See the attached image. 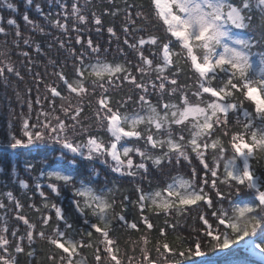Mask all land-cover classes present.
<instances>
[{
    "label": "snow or ice",
    "instance_id": "6c2138e0",
    "mask_svg": "<svg viewBox=\"0 0 264 264\" xmlns=\"http://www.w3.org/2000/svg\"><path fill=\"white\" fill-rule=\"evenodd\" d=\"M55 2L60 11L54 18L39 3L35 9L68 37L67 43L75 32V44L82 50L70 48L71 71L62 64L52 73L55 81L45 84L49 110L41 108L35 122L23 118L19 134L9 123L3 149L13 154L43 151V163L53 160V165L40 169V176L57 198L71 191L72 216L84 227H77L64 208L49 205L45 185L38 183L43 207L55 210L54 218L41 213L38 230L9 191L14 209L0 201L5 210L0 216V264H20L21 256L28 258V264H41L33 259L37 240L49 245L47 264H86L79 258L85 248L93 250L94 264H264V23L259 25L260 37L254 35L256 13L264 21V0H151L150 12L128 0H123L122 8L116 0H107L109 6L99 14L89 9L92 0L83 5L80 0ZM25 3L32 6L34 0ZM6 6L19 11L13 3ZM121 14L123 44L135 52V62L107 59L103 54L107 48L102 50L80 34L81 25L94 23L99 33L102 17ZM22 20L33 32H45L27 11ZM153 20L163 27L164 37L149 30L155 27ZM6 23L14 29L16 48L20 41L31 46V36H23L16 19ZM106 30L120 39L113 26ZM0 36L5 37L0 78L7 86L6 73L20 80L23 76L10 59L3 17ZM56 42L61 49L66 47L65 40L57 37ZM35 51H42L39 43ZM18 54L32 63L29 51ZM49 63L57 66L56 61ZM185 66L193 84L180 83ZM125 85L134 94L114 100L113 94ZM93 101L96 132L83 119ZM129 104L138 109L129 111ZM28 109L31 113V102ZM96 161L120 177L148 178L150 168L164 175L166 167L181 165H187L190 173L149 191L137 184L136 199L124 195L117 205L113 189L106 192L92 186L93 177L100 175L91 167ZM33 168L26 160V171ZM19 183L28 188L24 180ZM193 210L201 227L193 229L194 238H185L178 232L179 218ZM12 211L17 226L10 227ZM160 216L164 224L157 229L154 219ZM53 222L51 231H46ZM19 223L25 226L23 232ZM121 231L130 237L139 234L129 241L131 254L121 248L117 235ZM170 231L176 233L172 240Z\"/></svg>",
    "mask_w": 264,
    "mask_h": 264
},
{
    "label": "trees",
    "instance_id": "16d2710c",
    "mask_svg": "<svg viewBox=\"0 0 264 264\" xmlns=\"http://www.w3.org/2000/svg\"><path fill=\"white\" fill-rule=\"evenodd\" d=\"M6 2L15 4L19 11L13 12L8 9ZM67 3H71L72 0H65ZM117 4L122 8L123 0H116ZM129 3H135L136 5L143 6L145 11H151V0H128ZM35 3H39L44 9L45 13L51 12L53 18L56 13L60 11L55 0H34L32 6H28L25 3V0H0V17H3V25L8 29L9 36L7 37L8 47L11 51L10 59L14 62L15 66L21 72L23 80L15 77L14 75H8L7 86H5V81L3 78H0V201L4 202L8 208L14 209V204L8 201L7 193L11 191L15 199L19 200L21 204L24 205L22 212L27 217L30 218L32 223L37 224L38 230L40 229V216L41 213L44 215H51L54 218L55 210L50 207L45 209L43 207L44 201L39 195V190L36 189V185L42 184L45 185L44 191L49 197L48 203H56L58 206L64 208L70 219L77 227H84L82 220H77L72 216V205L71 199L72 194L70 190H65L60 198L55 197L51 192L46 188V180L44 177L40 176V169L47 168L50 165L54 164V161L51 159L47 160V164L43 163L45 160L46 154L41 152L33 151L31 154H28L22 150L21 154H13L11 150H4L3 145L7 141V134L9 131L8 125L11 123L13 125V131L19 134L20 125L23 118L30 117V122H35L37 113L40 112L41 108L44 110H49V104L45 100V96L48 95L45 90V84L52 83L55 81V76L52 75L54 71L60 65H66L65 71H71L72 56L70 55L69 49L74 48L76 51H81V45L75 44V35L76 33H70L72 40L71 43H67L68 37L62 34L59 30L51 27L47 21L44 20L42 16L36 11ZM81 5L84 4V0H80ZM107 0H92V4L89 6L90 10L96 11L98 14L103 10L104 7H108ZM27 11L30 18L35 20L38 24L45 28L43 34L39 32H33L31 26L26 25L22 20L23 13ZM14 18L20 26V30L25 38L31 36L33 43L31 46L23 45L20 41V48H16L12 44L13 28L9 27L6 23L7 19ZM103 25L101 32H96V25L94 23H89L87 25H81V36L83 40L91 38L94 43H98L102 50L107 48L108 52L103 53L106 55L109 60L124 61L125 59L135 62L136 54L133 50L129 49L126 45L123 44L124 34L121 29V21L123 20V14L113 18L111 16H104ZM264 23L261 20L259 13H256V19L254 24L256 25L254 29V35L259 38L260 30L259 25ZM152 24L155 26L152 28L150 26V31H153L154 34L164 37L166 34L164 32L161 24L155 20L152 21ZM113 26L117 32V35L120 37L117 40L115 37H111L107 32V27ZM142 34V33H141ZM140 35V34H138ZM59 37L62 40L66 41V47L61 49L56 42V38ZM132 39V37H129ZM111 41V43H109ZM5 42V37L0 36V50H2ZM39 43L42 51L37 53L35 51V44ZM52 44V47L49 48L48 45ZM120 48H123V54L119 51ZM21 51H29L32 59L31 64H27V61L24 57L19 55ZM147 54V53H146ZM49 61H56V67L49 63ZM27 65V66H26ZM28 68H31V72L28 71ZM36 73H39V78L36 77ZM41 79L43 82H41ZM193 84L194 78L192 73L185 66L184 73L180 77V83ZM133 90L130 86L125 85L123 89H118L113 94V99H120L126 95H133ZM37 98L40 99V103L37 104ZM153 102L156 101V97H152ZM31 102L32 111L29 113L28 104ZM59 103V101H57ZM87 103V101L85 102ZM94 109L95 104L93 101V107L86 108L83 113V119L86 124L91 125L90 131L96 132V126L94 123ZM133 109H138V106L135 104H129L128 110L132 111ZM104 135L103 133H98ZM107 139V136H105ZM58 147V146H57ZM48 156L51 153L47 154ZM31 161L34 164V168L31 172L26 171L25 162ZM194 165L196 162H193ZM94 167L99 173V177H93L94 183L93 187L97 190L103 188L107 192V189H113L111 195H113L117 201V205L122 200L124 195L130 196L132 199H136L135 188L139 184L146 191H149L157 186H163L171 181L172 177L175 176H184L185 178L189 177L190 168L187 165H181L180 167H166L164 169V175H161L159 169L150 168V176L144 178L140 175L133 177H120L118 174L112 173L108 165L101 164L99 161H96ZM261 168L264 169V165H261ZM24 180L28 184V188H22L19 181ZM151 180V184L149 183ZM118 189V190H117ZM30 205H35L36 208H39L41 211L37 212L34 208L29 207ZM116 211H119V207L116 208ZM201 211L209 212L210 210L203 209ZM5 214L4 209H0V216ZM15 215V212H8L9 225L17 226V222L12 218ZM78 216V214H76ZM95 219L94 217L92 218ZM164 217L160 216L158 219H154L157 229L164 224ZM180 227L178 232L183 235L185 238L192 237L194 238L196 233L193 232L194 228L201 227V222L197 218V210H193L186 214V216L180 217ZM2 223V221H0ZM21 232L24 231V225L19 223ZM51 227H54V222L49 228L45 229L46 231H51ZM120 239L121 248H128L129 253L131 254V245L129 243L131 240L138 239L139 234L133 233L131 237L126 232L117 233ZM157 235L156 232H153V237ZM176 233H169V239H174ZM37 255L33 257L34 260L40 261L41 264H47L46 256L49 253V245L44 242L37 240L34 245ZM136 255H139V249L136 250ZM155 255V253H153ZM86 261V264H94L93 259V250L85 248L81 251V256L79 257ZM20 264H28V258L25 256L19 257Z\"/></svg>",
    "mask_w": 264,
    "mask_h": 264
}]
</instances>
